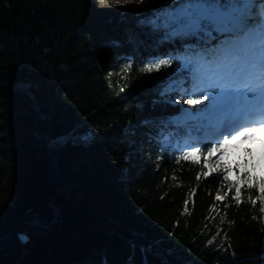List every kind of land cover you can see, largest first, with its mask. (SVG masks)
Here are the masks:
<instances>
[{
    "label": "trees",
    "instance_id": "obj_1",
    "mask_svg": "<svg viewBox=\"0 0 264 264\" xmlns=\"http://www.w3.org/2000/svg\"><path fill=\"white\" fill-rule=\"evenodd\" d=\"M162 5L106 18L93 0H0V264H264L258 192L242 188L237 206L223 175L203 177V155L176 162L202 131L174 122L191 87L175 57L197 41L140 24ZM156 59L172 64L139 70Z\"/></svg>",
    "mask_w": 264,
    "mask_h": 264
},
{
    "label": "snow or ice",
    "instance_id": "obj_2",
    "mask_svg": "<svg viewBox=\"0 0 264 264\" xmlns=\"http://www.w3.org/2000/svg\"><path fill=\"white\" fill-rule=\"evenodd\" d=\"M161 7L163 10H155L140 24L150 26L153 31H163L167 40L196 38V44L185 47L184 54L175 57L179 61L176 71L186 68L191 74V87L185 94L192 98L184 103L195 105L209 101L195 113L183 109L179 121L174 122L196 121V127L211 137L212 142L203 147L189 145L191 150L184 151L176 162L200 164L203 155L204 163L200 166L204 178L222 172L229 192L234 189L232 198L237 206L243 202L242 188L256 190L255 198L249 191L247 202L255 206L259 201V211L264 214V176L256 174L255 166L249 169L247 160L242 165L229 159V146L264 133V0H165ZM225 35L228 38L215 47L205 46ZM171 64L172 59H156L139 70L151 73ZM131 68L130 62L121 65L122 71ZM209 109L220 112L221 116L204 123ZM244 152L250 154L251 149L245 148ZM215 153L219 155L212 161ZM233 165L237 175L230 179ZM172 178L176 179L175 174ZM196 180H201V174H197ZM220 187H225V183ZM195 191L189 192V198L195 196ZM226 196L227 193L217 192L215 200L223 202ZM188 202V199L184 202L182 215L189 212ZM215 211L214 204L209 212Z\"/></svg>",
    "mask_w": 264,
    "mask_h": 264
},
{
    "label": "rangeland",
    "instance_id": "obj_3",
    "mask_svg": "<svg viewBox=\"0 0 264 264\" xmlns=\"http://www.w3.org/2000/svg\"><path fill=\"white\" fill-rule=\"evenodd\" d=\"M139 0H93L96 8L103 13V15L106 18H109L115 11L118 10H126L127 7H133L135 4L138 3ZM223 36L218 37L217 40L212 41L211 43H209L208 45H210L211 47H214L216 45V43L220 42L222 40ZM172 86V82H168L166 84H163L162 86H158L156 87V89L158 91H164L165 88H170ZM177 86V85H176ZM178 89L180 90H186V89H182V86L180 85L178 87ZM189 95H186V98L189 99ZM206 102L207 104L209 103V101H203ZM178 104H180V106L183 109H189L190 111L194 112L195 107H197L199 104H195V105H188L186 103H184V101H177ZM209 112L215 114V111H213L212 109L208 110ZM92 134H95V132H93ZM264 140V134L262 135H257L255 138L252 139L251 142V146L253 148H255L258 151V154H256L255 158H259L258 161V165L261 167V170L264 171V144L261 143V141ZM137 146V149L141 150V151H146L148 149V146L145 145V142L143 141V139H139L136 140V142L134 143ZM229 159H231L232 161H236L239 160V156H241V151L239 150V148L237 149L234 145L231 147V149H229ZM219 153H215L212 157V161H214L217 157H218ZM152 156H149V154H147V158H151ZM243 157V156H241ZM154 164L157 166L159 164L158 160L154 161ZM213 174H219V175H223L222 172H214ZM235 175L234 172L231 173L230 176ZM220 195H222V193H219ZM3 199H7L6 196L2 197Z\"/></svg>",
    "mask_w": 264,
    "mask_h": 264
},
{
    "label": "bare ground",
    "instance_id": "obj_4",
    "mask_svg": "<svg viewBox=\"0 0 264 264\" xmlns=\"http://www.w3.org/2000/svg\"><path fill=\"white\" fill-rule=\"evenodd\" d=\"M167 89V93H172V90H171V87L170 88H165ZM163 136H168L169 137V134L167 132H164ZM262 144H264V140L261 141Z\"/></svg>",
    "mask_w": 264,
    "mask_h": 264
}]
</instances>
